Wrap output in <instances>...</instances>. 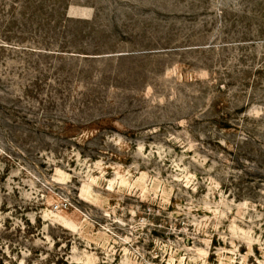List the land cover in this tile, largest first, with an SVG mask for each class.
<instances>
[{"label":"rangeland","instance_id":"obj_1","mask_svg":"<svg viewBox=\"0 0 264 264\" xmlns=\"http://www.w3.org/2000/svg\"><path fill=\"white\" fill-rule=\"evenodd\" d=\"M0 264H264V0H0Z\"/></svg>","mask_w":264,"mask_h":264}]
</instances>
